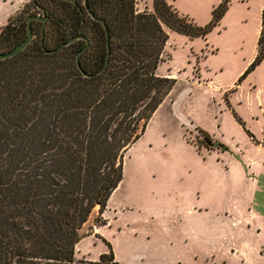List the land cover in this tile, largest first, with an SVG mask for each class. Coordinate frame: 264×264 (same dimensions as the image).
Here are the masks:
<instances>
[{
  "label": "trees",
  "instance_id": "16d2710c",
  "mask_svg": "<svg viewBox=\"0 0 264 264\" xmlns=\"http://www.w3.org/2000/svg\"><path fill=\"white\" fill-rule=\"evenodd\" d=\"M227 2L199 26L170 0L142 11L135 0H87L95 18L84 0H31L0 27L2 53L27 36L28 16L46 17L43 29L31 22L23 50L0 59V264H119L108 243L96 261L76 260L81 229L105 208L126 151L175 84L157 73L165 27L204 37ZM85 46L79 62L91 76L76 65ZM263 59L264 8L248 69Z\"/></svg>",
  "mask_w": 264,
  "mask_h": 264
},
{
  "label": "rangeland",
  "instance_id": "374dc122",
  "mask_svg": "<svg viewBox=\"0 0 264 264\" xmlns=\"http://www.w3.org/2000/svg\"><path fill=\"white\" fill-rule=\"evenodd\" d=\"M221 1L170 0L199 26ZM263 2L228 0L204 37L165 27L157 73L175 84L126 151L105 208L96 206L83 225L76 260H95L108 243L119 264H264V61L248 69ZM13 7L0 0V25ZM209 174L214 194L203 197ZM181 178L191 185L176 186ZM201 201L205 208L194 207ZM187 209L201 212L197 223Z\"/></svg>",
  "mask_w": 264,
  "mask_h": 264
},
{
  "label": "crops",
  "instance_id": "0c3cea01",
  "mask_svg": "<svg viewBox=\"0 0 264 264\" xmlns=\"http://www.w3.org/2000/svg\"><path fill=\"white\" fill-rule=\"evenodd\" d=\"M11 1V0H10ZM12 1H14V7L11 9V10H9V12L8 13H6L7 15H5V20H6V22L8 21V19L9 18H11L12 16H14L18 11H20L22 8H23V6L24 5H26V4H28L31 0H29L28 2L27 1H25L24 3H20L19 2V0H12ZM18 2V3H17ZM12 3V2H11ZM10 3V4H11ZM263 6H264V2L262 3V5H261V8H263ZM141 9V8H140ZM139 9V10H140ZM148 10H150V8H148ZM6 24V23H5ZM4 24V25H5ZM3 25H0V27H2ZM260 27H261V22H260V26H259V29H258V32H257V35H256V42H257V38H258V35H259V31H260ZM255 53H256V49H255ZM255 55V54H254ZM254 55H252V57H250V60H252L253 58H254ZM263 61H264V59H263ZM259 101H258V103H262L263 102V100L261 99V97H259V99H258ZM264 148H262L261 150H263ZM260 150V149H259ZM260 150V151H261ZM208 176H210L209 178H203L204 179V181H205V185L203 186L204 188H206V191H203L201 194H202V196L203 197H205L206 196V194L207 195H211L210 193H211V191H212V194H214L213 193V188H214V181H212L214 178H213V176H212V174H209ZM175 183V185L177 186L178 185V183H181V185H182V188L183 189H186L187 187H188V185L190 186L191 184L188 182V181H185V180H183L182 178L181 179H179L178 181H174ZM210 186H211V188L212 189H210ZM194 189V187H191L190 188V190H193ZM208 189H210V191H208ZM196 195H200V193H199V191H198V193L196 192ZM185 197L188 199V196H187V194H185ZM211 198H213L212 196H211ZM213 201V200H212ZM204 203H205V201H201V202H196V206H194V207H200V208H205V206H204ZM194 205V204H193ZM189 206H192V204H189ZM204 210H207V209H204ZM186 214H188V216L190 217L191 215H193V216H195L194 218H195V220H194V223H197L196 221H198V217H200V214H201V212H198L196 215H194V214H192V212H191V209H187V212H186ZM189 222V224H193L192 223V221H188ZM94 233L96 234V235H98L99 234V229L97 228V226L94 228ZM75 258H76V256H75ZM98 258H96L95 260H88V261H92V262H94V261H96ZM77 264H80V263H77Z\"/></svg>",
  "mask_w": 264,
  "mask_h": 264
},
{
  "label": "water",
  "instance_id": "95a60500",
  "mask_svg": "<svg viewBox=\"0 0 264 264\" xmlns=\"http://www.w3.org/2000/svg\"><path fill=\"white\" fill-rule=\"evenodd\" d=\"M74 1V0H73ZM84 4H85V8L87 10V12L90 14L91 17L95 18L94 14L90 11L89 7H88V4H87V0H84ZM33 20H40L42 22V29L44 28V25H45V21H46V17H42V16H39V15H30L26 18V22H27V36L24 38L23 41H21L17 46H15L13 49H11L10 51H7V52H2L0 53V59H5V58H9V57H12L14 55H16L18 52H20L21 50H23L28 44L29 42L31 41L32 39V31H31V22ZM106 29V27H105ZM81 36H76V37H73V38H70L67 42H65L63 45H67L69 43H71L72 41H74L75 39L77 38H80ZM109 33L108 31L106 30V43H107V46H109ZM87 46H85L82 50H80V52L78 53V56L76 58V65H77V68L82 72V74L84 76H91V74H87L83 71L81 65H80V62H79V55L83 52L84 49H86ZM108 58V57H107ZM107 62V60H106Z\"/></svg>",
  "mask_w": 264,
  "mask_h": 264
}]
</instances>
